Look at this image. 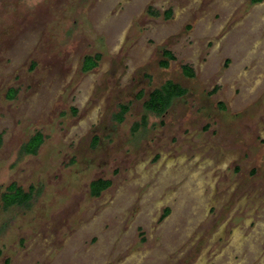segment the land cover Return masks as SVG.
Listing matches in <instances>:
<instances>
[{
  "label": "rangeland",
  "instance_id": "374dc122",
  "mask_svg": "<svg viewBox=\"0 0 264 264\" xmlns=\"http://www.w3.org/2000/svg\"><path fill=\"white\" fill-rule=\"evenodd\" d=\"M0 136V264H264V0H0Z\"/></svg>",
  "mask_w": 264,
  "mask_h": 264
},
{
  "label": "trees",
  "instance_id": "16d2710c",
  "mask_svg": "<svg viewBox=\"0 0 264 264\" xmlns=\"http://www.w3.org/2000/svg\"><path fill=\"white\" fill-rule=\"evenodd\" d=\"M164 55L168 57L169 59H173V56L169 52H164ZM96 58V57H95ZM98 58V57H97ZM96 58V59H97ZM162 65L165 67L167 66V63L164 62ZM96 66V62L93 58L88 57L86 59V66L84 67V70L87 71L93 67ZM186 74L191 76L192 72L189 69H186ZM178 84L173 83L172 81H166L164 84H162L160 87L155 88L152 90L147 100L143 103V109L145 111V115L143 117L146 119V115H153L155 117H161L168 108L172 105L173 101L179 97H181L186 90L183 88H178ZM185 95V94H184ZM127 108L122 107L120 110V113L116 116L117 121L123 120V115L126 113ZM142 119L143 124L145 122V119ZM137 124L134 125V130L137 128ZM95 184L91 185V189H95ZM10 191H14V188H9ZM5 206H8L10 204H18V205H28V201L30 199L29 196L20 195V192H12L5 196Z\"/></svg>",
  "mask_w": 264,
  "mask_h": 264
},
{
  "label": "flooded vegetation",
  "instance_id": "af4514ba",
  "mask_svg": "<svg viewBox=\"0 0 264 264\" xmlns=\"http://www.w3.org/2000/svg\"><path fill=\"white\" fill-rule=\"evenodd\" d=\"M263 0H250V2L252 3V4H258V3H261ZM158 15L157 13H154V15ZM170 17V12L169 11H167V12H165V14H164V18L165 19H168ZM169 52L171 55H172V53L170 52V51H168V50H163L162 51V55L164 56V58H165V60L164 61H162V63H164V62H166L167 63V66H168V62H169V60H171V61H174L175 59H174V56H173V59H169L168 57H166L165 55H164V52ZM88 57H91V56H85L84 57V60H83V65H82V71L83 72H88V71H90V70H92V69H94L96 66H97V61L99 60V58H100V56L99 55H95L94 57H91V58H93L94 60H95V62H96V66L95 67H93V68H91V69H89V70H87V71H85L84 70V67L86 66V59L88 58ZM97 59H96V58ZM162 63H161V65H162ZM167 66H165V67H167ZM162 67H164L163 65H162ZM164 67V68H165ZM186 69H189V70H191V72H192V75L190 76V77H186L185 76V71H186ZM182 74H184L183 76L186 78V79H191V78H193L194 77V71L191 69V68H189L188 66H182ZM173 82V81H172ZM174 83V82H173ZM175 84H177V83H175ZM12 90L10 91V95H9V97H11L12 96ZM186 94V93H185ZM149 95V94H148ZM183 97V96H182ZM171 107V106H170ZM169 107V108H170ZM169 108H168V110H169ZM120 110H121V108H120ZM167 110V111H168ZM166 111V112H167ZM165 112V113H166ZM120 113V112H119ZM118 113V114H119ZM164 113V114H165ZM163 114V115H164ZM162 115V116H163ZM161 116V117H162ZM144 128H145V126H144ZM38 133H36V134H34L33 136H31L29 139H28V141H30V139L32 138V137H34L35 135H37ZM41 134V133H40ZM42 135V134H41ZM42 138H43V136H41ZM28 141H26L25 143H27ZM1 142H2V139H1V136H0V146H1ZM25 143L21 146V148H20V151H19V154L20 155H22V156H34V155H36L37 154V149H36V152H34V153H32V152H27L26 150L24 151L23 150V147H24V145H25ZM43 144V140H42V142H41V144L40 145H42ZM93 184H95V189H91V185H93ZM111 185V182H110V180H106V179H97V180H94V181H92L91 183H90V185H89V195L91 196V197H93V198H97V197H99L100 195H101V193L102 192H104V191H106L108 188H109V186ZM9 188H14V191L12 190V191H9ZM20 192V195H25V196H29L30 197V199H29V201H28V205H18V204H16V203H14V204H10V205H8V206H5V196L6 195H8L9 193H12V192ZM40 193V190H38L36 187H33V186H31V187H29L27 190H24L22 187H20V186H18L16 183H11V184H9L6 188H5V192L2 194V197H1V200H2V204H3V207L4 208H12V207H19V208H24V209H26V208H29V206H30V204H31V202H32V199L36 196V195H38ZM179 195V194H178ZM180 196V195H179ZM170 214V209H164V211H163V214H162V216H161V218H165V217H167L168 215Z\"/></svg>",
  "mask_w": 264,
  "mask_h": 264
}]
</instances>
